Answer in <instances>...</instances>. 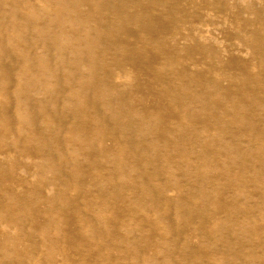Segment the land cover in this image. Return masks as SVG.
Masks as SVG:
<instances>
[{
	"label": "bare ground",
	"instance_id": "6f19581e",
	"mask_svg": "<svg viewBox=\"0 0 264 264\" xmlns=\"http://www.w3.org/2000/svg\"><path fill=\"white\" fill-rule=\"evenodd\" d=\"M31 1L26 0V5L28 7L27 14L22 15L23 13L18 14L20 10H18L14 4H9V0H0V31L3 28H7L4 26L5 22L3 19L10 13L11 21L10 24L7 23L8 33L9 31L13 34L15 33V38L19 43L21 42L25 46L23 49L20 48L21 54H24L20 61L23 63L22 66H25V72L28 73L27 75H32L35 79V92L39 94V99L35 102L34 107H38L41 112L46 108V102L48 101L52 103V109L47 111V118H43L40 124V130L37 133L36 130L32 128L33 124L36 123L22 113L24 109L31 107L32 99L29 94L26 95L23 88L16 90L14 98L19 99L22 103L19 102L17 104L16 112L19 115V119L16 131L13 130L15 131L13 134L10 131V134L13 137V144L18 142V139L22 138L24 133H26V135H24L26 144L30 143L29 138L32 141L38 140L40 143L39 150L44 156V161L47 162L46 170H52L50 162L56 161L62 154H70V150H66L65 147L62 148L61 144H55V140L50 133L48 139L46 140L45 138L48 130L47 119L50 120L52 125L59 126L61 120L64 118L61 116L62 111H58L61 99L59 98L60 96L54 95L51 99L49 97V100L47 98L48 94L46 89H48L47 87L66 85L68 89V104L66 108L73 117L75 119L80 118L85 122H89L90 120L91 123L101 128L97 133L92 134L91 138L83 139L82 142H80L82 146L86 148L87 152L91 154H87L89 158H92L90 162L95 164L93 166L96 168L95 172H97V176L95 177L96 181L94 183H96L95 185L97 186L100 184L102 187V189L96 186L93 188L100 190L93 200L97 201V197L102 199L104 194H108V198H105L107 200H104L105 204L96 211L97 214L93 216L92 219L88 217L82 219L85 220L86 223L88 222L91 233L97 237L101 243V231L95 228L97 223L95 220L100 221L103 225L108 223L102 215L103 211L109 210V204L116 203L117 197H115V195L119 196L121 193H124V187L122 185L124 179H127L131 184V195L135 203L143 201V198L147 195H155L157 197L154 189H148L151 187V182L144 183L146 180L143 178L142 171L147 165L151 163L154 164V169L156 170L153 175L154 181L165 173H167L169 177L175 174L174 162L177 160L178 154H180L179 156L181 157H185V160L188 156L191 157V160H193V158L196 160L194 162V164H196L195 168L193 170H191L192 166L188 168L189 177L197 173L199 168H203L205 165H207L208 169L212 165L218 166L217 159L228 155L229 158L235 160V165H238V169L235 167H233V169L235 168V175L239 178L247 173L245 171L247 167H252L245 159V156L252 150L253 141L250 140V137H255L257 140H259L258 138L264 139V40L259 38L262 36L259 35V30L254 28L249 32L247 30L249 27H246L249 35L245 36L249 37L245 40H249V42L241 39L243 36L238 38L240 44H244L250 49L249 52H251L252 57L256 56L258 58V65H255L257 67L256 71L253 70L256 73L254 72V74H251L245 64H236L230 67V63L233 65L231 59H221L219 57L221 54H218L214 50L215 48L211 47L213 43L211 45L203 44L201 43V41L204 40L203 38L200 37L199 39V36L195 38L193 36L194 34H186L187 32L185 33L186 35L182 32L183 35L180 36L178 26L181 20L186 17V12L182 3L183 0H34L38 2L41 1V3L45 4V8L42 10L37 9L38 7L36 8L34 5L35 2L32 4ZM247 1L250 2V0ZM252 2L251 0L250 4H252ZM250 4L247 5L250 6ZM219 8L220 7L215 6L216 10ZM251 9L253 10L252 7ZM254 12L255 11H253V13ZM261 16H263V14H261ZM199 21H201L200 18ZM185 22H187V19ZM240 22L241 21H239V23ZM253 24L255 25L254 22ZM183 25L182 27H184ZM190 27L191 26H189V28ZM25 29L31 32L30 37L26 36ZM168 33H174L171 39L175 44H168ZM0 36V55L4 56V49L8 47L6 43L5 48L3 45L4 43H2L5 39L2 38V35ZM15 40L13 39L12 41L14 42ZM206 40L208 39L206 38ZM178 44L181 45L178 46ZM14 45L15 44H13V46ZM18 45L17 43V46ZM33 47L40 49L39 52H36L37 50L35 49V52L38 54H31ZM169 47H171L172 50L169 49ZM18 50L19 48L17 47V51ZM52 51L54 54L51 58ZM197 51H202L204 55H207L205 57L211 60L207 66V75L209 77H206V75L204 76L202 72H196L190 69V64L191 66L193 65V67L196 63L199 64L197 62L198 60L196 61L194 58L198 55L196 53ZM246 52L248 51L246 50ZM200 54L201 53H199V56ZM11 55L13 56L12 52L10 56ZM180 55L184 57V60ZM6 60L8 61L9 59ZM18 60H16V63ZM201 61L202 60L199 62ZM4 68L0 64V70H2L3 73L5 71ZM202 68H199L200 71ZM8 70L9 69L5 72L8 73ZM114 72H123L125 76L134 79L139 77L138 74L146 75L147 72H150L147 82L142 86V89L148 90L151 96L153 95L156 99H151V102L147 100L145 95L142 94L144 93L142 89L138 90V95H134L136 97L125 96L127 90L130 89V85L128 84L125 86L124 91H119L117 85L113 82L112 77ZM6 73L5 76H7ZM23 75L25 74H19V77ZM1 76L3 77V75ZM7 79L5 77L6 81ZM43 79L46 81L44 82ZM21 80H23V78H21ZM223 82H225V84ZM27 83L30 82L23 81L19 86H23ZM5 88H7V86ZM5 90L8 91L7 89ZM6 91H0L1 100L7 97L8 94ZM75 93H77L78 98L75 97ZM24 97H26L25 101H23ZM98 100L100 104H98ZM166 102L167 104H165ZM85 103L90 106L87 113L82 112L80 108V105ZM8 105L10 104L0 101V120L3 126H7V128H9L10 125L8 124V117L4 115V110ZM163 109L166 110L164 113H161L160 111ZM256 110H259L261 114L256 115ZM26 119L27 129L22 130L21 125H24L23 121ZM166 122L170 125L169 127L164 124ZM250 128L255 130L251 132ZM258 128H262V130H258ZM246 129H248V131ZM81 131H83V128H81ZM211 131L213 132L212 136L209 135ZM248 135H250V143L247 144L249 146L248 149H245L241 147V143ZM99 136L103 138L111 137L112 141L115 138L114 141L117 140L116 142L118 144L117 151L113 153V151L110 150L101 155H99V152L92 154L91 151L95 149L94 141ZM263 139L259 142H263ZM40 140H42L44 145ZM215 143L216 146H212ZM158 144L159 147L163 148V153L161 154L155 150ZM203 144L212 146L208 154L204 149H200V146ZM261 145L263 146V143ZM169 152H172V155H170ZM71 153L74 154L72 151ZM127 154H129L131 158L126 160L127 157H124ZM109 155L112 156L110 160L113 163L115 161L118 163V167L117 170L111 172L112 174L108 175V173H110L108 172V176L105 177L106 173L104 175L103 172L105 169L102 170V165L97 166V163H99L101 159L105 160ZM204 157H206L209 162H202L201 159ZM239 157L244 158L245 161L239 163ZM110 160L109 162H111ZM141 161H143L144 168H139ZM0 163L2 164V162ZM124 164H126V166ZM262 165L264 166V157L262 158ZM93 166H91V168ZM227 166L228 164H226L223 171L225 174L227 173V176L230 178L233 176L230 174L232 169L230 166V168ZM259 166L260 165L252 169L254 170L253 173H257L255 179L259 182H263L264 167ZM74 167L81 176L82 169L78 161L74 162ZM86 175L85 173L83 177ZM235 175L233 177L238 178ZM76 176L77 175L73 176L71 181L65 184L74 186L77 194L82 188H86H84V185L79 181L80 177L78 176V179ZM170 180L172 179L170 178ZM198 180L199 177L196 181ZM170 186H173L177 191L179 190L176 182L166 186V189ZM240 186H242V184H240ZM190 191L192 194L193 188H191ZM199 193L200 195H204L206 191L200 188L198 196ZM35 195L37 196V200L42 199L39 193ZM7 197L14 203L10 205V202H8L7 206L3 203L0 206L5 215L7 211L11 213L13 210L19 209L17 205V196L8 193ZM179 197L180 196L177 194L174 199L180 201ZM64 199V192L58 189L46 199L48 203L47 210L50 213L49 217L52 222L48 223V226H52L54 221L60 220V215L63 214L62 212L60 213L62 203L61 205H56V203L68 202V199ZM193 199L192 197L189 201L183 202V204L188 205ZM3 201L4 200H2V202ZM23 202L25 205L20 209V211L22 210V216L24 215L31 222H34L33 212H31L27 204L30 200L24 198ZM151 206L152 204L148 205V207ZM69 209L77 210L73 205H71ZM137 210L138 208L130 210L128 214L129 220H134L133 212ZM156 210L157 208L153 209L155 214H157ZM1 217L3 219L4 216ZM158 219L160 220V218ZM3 221H7L9 224L11 223L16 227L17 222L20 220ZM124 221H126V219ZM54 225L58 234L60 233L63 236V230L58 228L59 226L56 225V222ZM110 232L111 231L107 230V234L114 242L112 245L115 246V243L118 244L120 239L117 238L114 233ZM16 233L19 234V231H16ZM118 245H120V243ZM129 245L130 246L127 245L121 248L120 251L122 254L126 253L125 250L131 249L133 252L135 251L134 246H136V244L131 242ZM99 249L100 251L103 250L101 247ZM217 251L220 252L221 256L225 253V250L221 248ZM167 256H170L169 250L167 251ZM215 258L217 259V257ZM216 259H214V261ZM166 262L168 261L166 260ZM210 263L212 264V262Z\"/></svg>",
	"mask_w": 264,
	"mask_h": 264
},
{
	"label": "rangeland",
	"instance_id": "374dc122",
	"mask_svg": "<svg viewBox=\"0 0 264 264\" xmlns=\"http://www.w3.org/2000/svg\"><path fill=\"white\" fill-rule=\"evenodd\" d=\"M246 1L183 0L182 3L184 5L186 17L181 20L180 25L178 26L180 36L187 32L186 34H194L193 36L195 38L198 36L199 39L200 37L203 38L204 40L201 41L203 44L211 45L213 43L211 47L215 48L214 50L218 54H221L219 55L221 59H231L233 65L230 63V67H233L236 64H245L249 72L254 74L257 68L256 66L258 65V58L256 56V59L254 56L252 57L251 52H249L250 49L246 45L240 44L238 38L243 36L241 39L245 40L249 37L245 36L249 35L247 30L250 32L255 28L260 31L259 35H262L259 38L264 40V0H252V4H250L251 0L250 2ZM9 2V4H14L16 8L20 10V13L18 12V14H27L28 7L26 5V0H9ZM33 2H35V4ZM31 3L34 4L36 8L38 7L37 9L39 10L45 8V4L41 3V1L38 2L32 0ZM247 4H250V6ZM215 6L220 7V11L219 9L216 10ZM253 11L255 12L253 13ZM9 14L3 19L5 22L4 26L7 28H3L0 31V35H2V38L5 39L3 41L1 38L3 41L2 43H4L3 45L5 48L7 43L8 47L4 49V54L2 53L4 56L0 55V60H2L0 61V64L3 68L5 67L4 70L6 72L7 69H9L8 73L5 71L3 73V71L0 70V76L3 75V77L1 76L2 78L0 77V91H6L5 89L8 90L6 91L8 94L7 97L2 100L0 97V101L10 104L8 107H5L4 110V115L8 117V124L10 125L9 128H7V126H3L2 121L0 120V162H2V164L0 163V206L3 203L5 206H7L8 202H10V205L14 203L7 197V194L11 193L17 196V205L19 206V209L13 210V213L7 211V214L5 215L0 208V220H2L0 221V264H114V262L115 264H195V262L196 264H211L210 262H212V264H264V181L259 182L255 179V175L257 173H253L254 170L252 169L258 165L264 167L262 165V158L264 157V139L258 138L259 140H257L255 137H252V139L250 135H248L247 138H244L241 143V147L248 149L249 146L247 144L250 143V140L253 141V143L251 142L252 150H250L245 156V159L250 163V165H252V167H247L245 170L247 173L245 175L243 174V176L241 175L242 177L240 178L235 175L236 170L234 171L235 168L238 169V165H235V160L229 158V155L217 159L218 166L212 165L208 169L207 165H205L203 168H199L198 172L193 174L191 178L188 174V168L189 166H192L191 170H193L196 166V164H194L196 160L194 158L191 160L190 156L187 157L188 160H185V157H181L179 156L180 154H178L177 160L174 162L175 174L172 175V177H169L167 173H165L155 181L153 180V175L156 171L154 169V164L151 163L144 168L143 161H141L139 168H144L142 171L143 178L146 180L144 183L151 182V187L148 189H154L157 197L155 195H147L143 198V201L135 203L133 196L131 195V184L127 179H124L122 182L124 193H121L119 196L115 195V197H117V200L115 201L116 203L109 204V210L103 211L102 215L108 223L103 225L100 221L95 220L97 222V226L95 225V228L101 231L102 244L99 239L91 233L88 222L86 223V221L82 219L87 217L92 219V217L97 214L96 211H98V209L105 204L104 200H107L105 198H108V194L103 195V200L98 197L97 201L93 200L94 197L97 196V193L100 192L99 189H102V187L100 184L98 186L95 185V177L97 176V172H95L96 168L93 166L95 164L90 162L92 158H89L87 154H91L88 153L86 148L80 143L83 139L91 138L92 134L97 133V131L101 128L91 123L90 120L89 122H85L80 118L75 119L73 117V115L66 108L68 104V89L66 88V85L47 87L48 89H46L48 99L49 97L51 99L54 95L60 96L59 98L61 99L58 111H62L61 116L64 118L61 120V124L59 126L52 125L50 120L47 119L48 130L45 138L47 140L50 133L55 140V144H61L62 148L65 147L66 150H70V154H62L56 161L50 162L52 170L47 171V162L44 161V156L39 150L40 143L38 140L32 141L29 138L30 143L26 144V138L24 136L26 133H24L23 137L18 139V142L13 144V137L10 134V131L12 134L16 131L19 119V115L16 112L17 104L21 102L19 99L14 98L16 90L23 88L26 95L29 94L32 99L31 107L24 109L22 113L36 123L33 124L32 128H34L37 133L40 130V124L43 118H47V111L52 109V103L47 101L46 108L41 112L38 107H34L35 102L39 99V94L35 92V79L32 75H27L28 73L25 72V66H22L23 63L20 61L21 57L23 58L24 55L23 53L21 54L20 51L25 48V46L23 43H19V41L15 38V33L13 34L10 31L8 33L7 23L10 24L11 21ZM261 14H263V16H261ZM199 18L201 21H199ZM186 19L187 22H185ZM239 21L241 22L239 23ZM182 25L185 28L182 27ZM189 26L191 27L189 28ZM246 27L249 28L247 29ZM25 34L27 37H30L31 32L25 29ZM173 36L174 33H168L167 35L169 40L168 44L170 45L174 43L171 39ZM206 38L208 40H206ZM11 39L16 40L13 42ZM245 41L249 42V40ZM17 43L19 44L18 46ZM13 44L15 45L13 46ZM180 45L181 44H178V46ZM17 47L19 48L18 51ZM9 49H12L11 52L14 57L12 55L10 56L11 52ZM169 49L172 50L171 47H169ZM39 50V48L33 47L31 54H38L36 52H39ZM246 50L248 52H246ZM196 53L198 55L194 58L196 61L198 60L197 62L199 64L196 63L194 65L196 69L190 64V69L196 72H202L204 76L206 75L207 77V66L211 60L210 58H206L205 56L207 55H204L202 51H197ZM199 53H201V57L199 56ZM53 54L54 52L51 53V58ZM180 57L184 60L182 55H180ZM6 59L9 60L7 61ZM16 60H18L17 63ZM200 60L202 61L199 62ZM198 67L200 69L203 67V71H200ZM5 73L8 77L5 76ZM23 73L25 75L19 77V74ZM149 74L150 72H147L146 75L138 74L139 77L134 79L125 76L123 72H114L112 78L119 91H124L125 86L128 84L130 85V89L127 90L125 96L136 97L134 95H138V90L142 89V86L146 84ZM5 77L6 79L8 78L7 81L5 80ZM21 78H23V80H21ZM43 80L44 82L46 81L45 79ZM23 81L30 83L19 86ZM223 83L225 84V82ZM5 84L7 88H5ZM143 91L144 93L142 94H144L146 99L150 102L151 99H156L153 95L151 96V93L148 90ZM74 95L78 98L77 93ZM25 99L26 97L23 98V101H25ZM98 104H100L99 100ZM165 104H167V102ZM80 108L82 112L87 113L90 106L85 103L81 104ZM165 110L166 109H163L160 112L164 113ZM260 114L261 112L256 110V115ZM23 124L24 125H21V129L26 130L27 119L23 121ZM164 124L167 127L170 126L167 122ZM81 128H83V131H81ZM246 130L248 131V129ZM250 130L253 132L255 129L250 128ZM258 130H262V128H258ZM212 134L213 132L211 131L209 135L212 136ZM114 139L112 141L111 137L103 138L99 136L94 141L95 149H93L91 153L96 154L99 152V155H101L110 150H112L113 153L116 152L118 144L116 142L117 140L114 141ZM261 139H263V142H259ZM40 142L42 143V140H40ZM262 143L263 146L261 145ZM212 146H216V143ZM212 146L203 144L200 146V149H204L208 154L211 150L210 147ZM197 147L199 148L198 145ZM155 150L160 154L163 153V148L159 147V144L156 145ZM71 151L74 152V154H72ZM169 154L172 155V152H169ZM111 157L112 156L109 155L108 158H105V160L101 159L99 163H97V166L102 165V170L105 169L103 170L104 175L106 173L105 177L112 174L111 172L117 170L118 167V163L116 161V163H113L110 160ZM124 158L127 160L130 159L131 156L127 154ZM245 159L239 157V163H243ZM109 160L111 162H109ZM201 160L202 162H209L206 157ZM76 161H78V164L82 169L81 176L74 167V162ZM226 164H228V168L231 167L232 169L230 174L237 176L239 179L233 176L229 178L227 173H224L223 170L226 167ZM90 165L93 167L91 168ZM124 165L126 166V164ZM233 167L235 168L233 169ZM85 173L87 175L83 177ZM75 175H77V178L78 176L80 177L79 181L84 185V188H86H82V190L78 191L77 194L74 186H71V184H65L69 183ZM198 177L199 180L196 181ZM91 178L94 179L92 180ZM170 178L172 180H170ZM90 181L93 182L91 183ZM173 182H176L179 189L178 191L174 189L173 186L168 187L170 189H166V186L169 184L172 185ZM240 184H242V186H240ZM95 186L97 188L99 187V189H93ZM191 188H193L192 194L190 191ZM200 188H203L206 191V194L200 195L199 193L198 196ZM57 189L63 191L64 198L68 199V202L56 203V205H61L62 203L60 213L62 212L63 214L60 215V220L54 221V224L56 222V225L59 226L58 228L63 230V236L60 233L58 234L54 224H52V226L47 225L52 222L49 217L50 213L47 210L48 203L46 202V199ZM33 193H39L42 199L37 200V196ZM175 194L176 196L177 194L180 196V201H178V199H174L176 197ZM121 196L124 197L122 198ZM192 197L194 199L190 204H183V202L185 203V201H189ZM24 198H28L30 200L27 204L29 205L31 212H33L34 222H31L24 215L22 216V210L20 211V209L25 205L23 202ZM2 200L4 201L2 202ZM149 204H152V206L148 207ZM68 205H73L78 211L69 209L70 206ZM153 207L157 208V214L153 211ZM134 208H138L137 211L133 212L134 220H129L128 214L130 213V210ZM1 216H4L3 219ZM157 217L160 218V220ZM125 219L126 221H124ZM3 220L20 221L17 222V226L15 227L13 224H9V222ZM107 230L111 231L110 233H114L115 236L120 239V245H118L119 243H115V246L112 245L114 242L107 234ZM16 231H19V234H17ZM130 241L136 244V246H134L135 251L133 252L131 249L125 250L126 253L122 254L120 251L121 248L127 245L130 246ZM100 247L103 250L100 251ZM153 248L157 249L154 250ZM220 248L225 250L223 256H221L220 252L217 251ZM168 250L170 252V256H167ZM215 257H217V259ZM214 259H216V262ZM166 260L168 262H166Z\"/></svg>",
	"mask_w": 264,
	"mask_h": 264
}]
</instances>
